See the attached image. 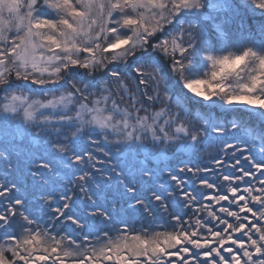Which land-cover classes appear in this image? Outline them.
<instances>
[{"label": "snow or ice", "instance_id": "snow-or-ice-1", "mask_svg": "<svg viewBox=\"0 0 264 264\" xmlns=\"http://www.w3.org/2000/svg\"><path fill=\"white\" fill-rule=\"evenodd\" d=\"M251 5L264 12V0ZM218 7L0 0V230L17 220L22 230L0 245V264H264V179L242 191L235 183L264 176V25L258 43L216 47L205 29L228 41L235 23L213 15ZM242 107L260 116L258 136L249 137ZM214 135L239 175L224 174L225 186L199 183L224 188L204 199L235 205L218 209L235 223L207 204L196 213L208 219L169 212L173 200L196 202L181 174L212 169L189 166L184 154L195 159ZM132 214L174 223L136 232L122 219ZM43 217L61 231L41 227Z\"/></svg>", "mask_w": 264, "mask_h": 264}, {"label": "trees", "instance_id": "trees-1", "mask_svg": "<svg viewBox=\"0 0 264 264\" xmlns=\"http://www.w3.org/2000/svg\"><path fill=\"white\" fill-rule=\"evenodd\" d=\"M214 2L220 6L221 4L225 3L233 6L236 4V7L234 10L231 11V13H227L224 11H221L220 8H217L213 10V15L217 16L220 19H235V23H229L226 27V34L228 36V41H221L220 38L217 36L216 31L214 30V27L206 28V38L209 41V43H212L216 47H223L225 43H228L229 45H237V46H243L245 44H249L252 41L259 42L261 36H260V29L261 26L264 25V17H252L245 11L246 9L242 6L238 5L235 0H214ZM244 11V12H243ZM208 13V9L203 10V14L206 15ZM201 19H203V15H201ZM193 23H199L200 20L197 18L192 17ZM230 51H236L235 47H229ZM123 68L124 66L121 65ZM83 72L84 70H80ZM60 91H63L61 89ZM58 94V93H57ZM194 112H201L199 108L193 109ZM202 114V113H201ZM219 116L220 122H224L225 116L224 111L216 110L214 115ZM233 116H228L227 119L231 120L233 119ZM240 119L243 120L244 124L246 125V131L251 138L252 136H258L261 128V121L258 119V117L248 112L247 110L241 108L240 113ZM240 135H243L241 133ZM223 138L212 136L210 137L205 144L202 146L200 151L198 152L195 159L191 158L190 153L184 154L185 162H190L189 166H196V167H209L212 169L211 172H201L197 174L196 176H193L191 173L181 174L182 179L186 182L184 187L188 191H192L194 195L197 196L196 202L192 204L191 209L185 208L183 206V203H176L175 200H173L170 203L169 212L172 214H180L183 216L185 220H194L195 215H199L202 217L207 218V214L205 212H199L196 213V210L200 207L201 204H207L211 205L213 210H216L218 212L219 207L225 206V207H231L232 210L236 211L238 210L235 205H229L228 202L221 201L219 205L215 204L214 201H208L204 199L205 195H217V194H224V188L220 187L218 189H207L200 185L199 181L201 178L208 180L210 183H215L218 186H225L226 182L222 180V176L224 174H231V175H239V173L236 172L235 169L231 168L230 165L234 163V158H232L231 153L232 150H228V155L225 156L221 149L223 148V143L221 142ZM229 142L231 141V138H228ZM257 150H258V144H257ZM248 153H245L247 155ZM240 154L237 153V156ZM219 158L223 159L225 162L223 165H215L213 158ZM241 167L248 168L249 166L247 164H244L243 162L240 165ZM264 179V176H260L259 173L256 174L255 178L252 177H246L244 181L235 182L239 184V188L242 189L248 184H251L255 187H260L258 180ZM169 184H174V182L168 181ZM234 183V186H235ZM171 190V189H169ZM222 218L228 219L229 222L235 223L234 218L227 217L224 213H219ZM245 214L241 213V217H243ZM250 215V214H248ZM122 219L127 222L130 229H134L136 232H140L141 230L148 228L149 230H156V231H164V230H171L170 225L174 222L170 220V217L166 214H160L159 216L154 217L153 219H148L145 217H141L138 214H132L131 216L124 215ZM20 221L17 220V224L14 228L8 230V234H19L22 230L19 228ZM39 224L41 227H44L47 225L50 230H52L54 233L61 231V225H56V227L53 229L51 223H48V218L43 217L39 220ZM217 227L222 228V225H217ZM122 229L121 223L118 221L116 225L111 227V234L116 235L117 230ZM8 234H5L2 230H0V245H5L7 243ZM66 234V233H61ZM82 234H74V237L79 240L80 236ZM239 235V234H236ZM255 238V237H254ZM94 240V237H93ZM6 255L10 258L11 254L6 253ZM48 264H51V261L48 262Z\"/></svg>", "mask_w": 264, "mask_h": 264}, {"label": "rangeland", "instance_id": "rangeland-1", "mask_svg": "<svg viewBox=\"0 0 264 264\" xmlns=\"http://www.w3.org/2000/svg\"><path fill=\"white\" fill-rule=\"evenodd\" d=\"M235 2H236L238 5H240V6H242L243 8H245V9H246L245 11H247V13H249V15H251L252 17H256V18H258V17H264V12H262L260 9L255 8V5H251V6H249V5L251 4V0H235ZM225 6H226V4L223 3V4H221L218 8H220L221 11H224V12H227V13H231V11L235 9L236 4L233 5V6L227 4L228 7H225ZM202 12H203V10H202ZM243 12H244V11H243ZM193 18H196V17L193 16ZM199 20H203V19H201V16H200ZM214 30H215V28H214ZM215 31H216V30H215ZM206 33H207V31L205 30V34H206ZM61 92H62V91H61ZM58 94H59V93H58ZM58 94H57V95H58ZM35 98H37V99H42L43 97H41V96L38 95V96L35 97ZM226 107H227V106H226ZM242 108H243V107H242ZM243 109L247 110V111L250 112V113L255 114V115L258 117V119L261 121V118H260V116L258 115V113L254 112V111L251 110V109H247V108H243ZM217 110L224 111V110H222V109H217Z\"/></svg>", "mask_w": 264, "mask_h": 264}]
</instances>
